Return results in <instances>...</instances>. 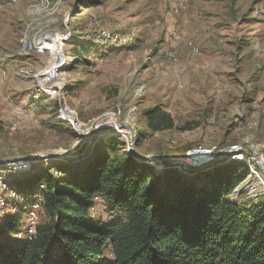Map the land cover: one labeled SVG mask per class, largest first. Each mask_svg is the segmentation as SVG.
Wrapping results in <instances>:
<instances>
[{
    "label": "rangeland",
    "instance_id": "1",
    "mask_svg": "<svg viewBox=\"0 0 264 264\" xmlns=\"http://www.w3.org/2000/svg\"><path fill=\"white\" fill-rule=\"evenodd\" d=\"M22 1L0 0V66L9 69L0 76V159L76 151L97 126L129 121L143 153L171 156L193 144L187 160H203L195 153L214 158L244 142L235 154L246 155L247 147L253 155L252 141L264 160V0ZM115 28L130 43L123 44L126 37ZM101 29L117 41L94 43L90 38ZM154 105L171 114L175 128L148 129L143 111ZM111 136L132 152L128 127L108 130L103 138ZM229 156L222 160L234 158ZM53 160L0 164L2 178L26 199L15 213V199H5L2 223L22 220L10 239L30 240L27 204L39 189L22 192L11 180L24 183L33 164L42 168ZM253 161L258 164L245 156L251 184L255 171L262 174ZM237 187L232 196L240 202L264 192L259 185L255 194L246 184ZM93 207L104 223L126 218L101 197ZM44 217L41 207L38 224Z\"/></svg>",
    "mask_w": 264,
    "mask_h": 264
},
{
    "label": "trees",
    "instance_id": "2",
    "mask_svg": "<svg viewBox=\"0 0 264 264\" xmlns=\"http://www.w3.org/2000/svg\"><path fill=\"white\" fill-rule=\"evenodd\" d=\"M143 114L152 132L176 127L160 105ZM192 145L168 155L183 154ZM32 166L24 183L19 178L11 183L24 192L44 184L45 217L29 241L10 239L20 217L7 225L0 217V264H264V192L247 202L232 196L252 173L245 161L222 160L199 172L171 163L157 169L111 136L82 160ZM96 197L123 211L125 220L97 218Z\"/></svg>",
    "mask_w": 264,
    "mask_h": 264
},
{
    "label": "water",
    "instance_id": "3",
    "mask_svg": "<svg viewBox=\"0 0 264 264\" xmlns=\"http://www.w3.org/2000/svg\"><path fill=\"white\" fill-rule=\"evenodd\" d=\"M120 126H126L130 130V141H129V148L132 151V153L146 161H156V162H161V163H166V164H178L182 166L186 171H191V172H199L204 169H208L213 167L218 161L224 159L226 156L230 155V152L222 153L219 154L218 156L208 159V160H187L186 159V153L183 154H176V155H171V156H159V155H150L141 152L137 146H136V141H137V132L135 126L129 122V121H121L117 123L114 126H97L93 131L89 132V135H85L86 137V142L85 145H83V148L78 152L76 151H53V152H48L45 155H40V154H29V155H18V156H13L10 158H5V159H0L1 161L5 160H19V159H28V160H43V159H61V160H71V161H79L84 159L87 155H89L95 146V144L102 139L106 132L108 130H114L118 129ZM249 145L251 146L253 155L255 159L257 160V163L259 165V168L262 172V175L264 176V160L262 157L261 152L259 151L258 146L252 142L248 141ZM244 142L241 143V147H243ZM238 188V187H237ZM236 188V191H237Z\"/></svg>",
    "mask_w": 264,
    "mask_h": 264
},
{
    "label": "bare ground",
    "instance_id": "4",
    "mask_svg": "<svg viewBox=\"0 0 264 264\" xmlns=\"http://www.w3.org/2000/svg\"><path fill=\"white\" fill-rule=\"evenodd\" d=\"M94 43H98V44H104V43H112L113 41H117V37L111 35V33L107 32L105 29H101L99 31H97L96 33H93L92 37L90 38ZM57 72V71H56ZM9 73V69L7 67L4 66H0V74H4L3 76H6ZM37 78V77H36ZM44 80H46L47 78H43ZM47 81V80H46ZM43 83V82H42ZM47 84V83H46ZM49 84V83H48ZM48 89V88H47ZM74 128L78 131L77 126H79V124L77 123V121L74 120H69ZM106 127V126H114V125H101L100 127ZM83 129V128H82ZM91 130V128L86 131L83 129V132H89ZM239 150H241V147H238L237 149H230V150H224L222 151L220 154L222 153H226V152H230L231 156H234L235 159L240 160V161H245V154H235L237 153ZM188 157V156H186ZM20 161H25V162H30L27 159H19V160H5V161H1L0 164L4 163V162H20ZM150 163L153 164V162L155 161H148ZM175 166H178L180 168H182L183 170H185L182 166L175 164ZM186 171V170H185ZM57 173V171H56ZM256 174H258V179L255 183L251 184L250 183V177H247L243 182L242 185L246 184L249 186V189L255 194L257 191V185L261 186L264 188V176L259 173L256 172ZM44 188V184H40L39 185V189L37 190V197H34V199L27 204V220H26V227L27 228V235L29 236L30 239H32L36 233V228L38 225V219H39V212H40V208L42 207V193L41 190ZM244 188V187H243ZM6 197H10V198H14L15 199V204H14V208L16 207V211H14V209L12 208V212H17L19 209V205L20 207L21 205H24L25 203V195L21 192H18L17 189H15L14 187L8 185L6 183V181L2 178V176L0 175V217H3V212H4V202L6 201ZM12 201V200H9ZM18 202V203H17ZM27 202V201H26ZM24 203V204H22ZM18 208V209H17ZM94 209V207H93ZM30 234V235H29Z\"/></svg>",
    "mask_w": 264,
    "mask_h": 264
},
{
    "label": "built area",
    "instance_id": "5",
    "mask_svg": "<svg viewBox=\"0 0 264 264\" xmlns=\"http://www.w3.org/2000/svg\"><path fill=\"white\" fill-rule=\"evenodd\" d=\"M47 74H48V71H45L43 74H42V77L44 78H47ZM4 74H0V76H3ZM43 82H44V79H43ZM114 125H116V124H114ZM83 131V130H82ZM246 147V146H245ZM251 152H252V149H251ZM252 154H253V152H252ZM246 157H250V158H252V160L253 159H255V157H254V155H248V149H247V147H246V155H245ZM208 159H212V158H208V157H206L205 159H203V160H208ZM191 160H194L193 159V155H190V161ZM254 162V161H253ZM254 164H255V162H254Z\"/></svg>",
    "mask_w": 264,
    "mask_h": 264
},
{
    "label": "crops",
    "instance_id": "6",
    "mask_svg": "<svg viewBox=\"0 0 264 264\" xmlns=\"http://www.w3.org/2000/svg\"><path fill=\"white\" fill-rule=\"evenodd\" d=\"M23 1H25V0H23ZM23 1H22V2H23ZM22 2H20V3H22ZM6 3H10V2H9V1H5L4 4L6 5ZM16 4H17V3H16ZM2 6H3V5H2ZM26 28H27V27H26ZM26 28H25V29H26ZM25 29H24V30H25ZM24 30L22 31V33L24 32Z\"/></svg>",
    "mask_w": 264,
    "mask_h": 264
}]
</instances>
